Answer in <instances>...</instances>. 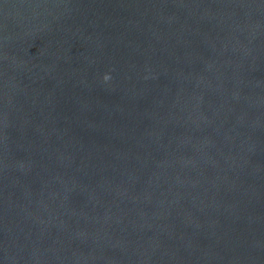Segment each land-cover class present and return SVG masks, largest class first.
I'll list each match as a JSON object with an SVG mask.
<instances>
[{
  "label": "water",
  "instance_id": "water-1",
  "mask_svg": "<svg viewBox=\"0 0 264 264\" xmlns=\"http://www.w3.org/2000/svg\"><path fill=\"white\" fill-rule=\"evenodd\" d=\"M0 264H264V0H0Z\"/></svg>",
  "mask_w": 264,
  "mask_h": 264
}]
</instances>
